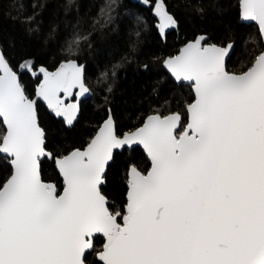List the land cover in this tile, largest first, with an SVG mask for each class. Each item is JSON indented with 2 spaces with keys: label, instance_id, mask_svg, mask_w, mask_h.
<instances>
[{
  "label": "snow or ice",
  "instance_id": "1",
  "mask_svg": "<svg viewBox=\"0 0 264 264\" xmlns=\"http://www.w3.org/2000/svg\"><path fill=\"white\" fill-rule=\"evenodd\" d=\"M240 9L264 38V0H240ZM155 11L161 34L177 25L162 3ZM205 39L164 62L194 89L186 124L178 111L157 112L120 137L110 114L86 147L59 157L46 151L38 101L71 125L78 106L65 99L90 91L83 66L41 67L31 99L0 50V155L11 165L0 183V264H89L93 252L96 264H264V50L233 73L226 66L233 45ZM19 67L34 71L28 60ZM133 145L143 147L151 168H129L126 204L115 210L102 186L114 150ZM42 158L55 160L62 192L42 179Z\"/></svg>",
  "mask_w": 264,
  "mask_h": 264
},
{
  "label": "trees",
  "instance_id": "2",
  "mask_svg": "<svg viewBox=\"0 0 264 264\" xmlns=\"http://www.w3.org/2000/svg\"><path fill=\"white\" fill-rule=\"evenodd\" d=\"M161 2L177 21L163 38L152 8L130 0H0V45L17 71L31 99L43 75L41 67L57 70L69 60L84 66L90 91L79 102L72 125L38 102L40 126L46 133V150L53 157L87 146L111 114L119 136L142 126L157 112L185 111L194 102L191 84L178 85L163 63L198 37L204 43L234 49L228 61L230 72L241 73L251 66L255 55L264 50L260 30L254 23L241 21L240 0H149ZM82 39L77 47L75 37ZM31 61L34 71H21L19 65ZM6 132L0 120V136ZM102 186L110 206L122 210L126 204L128 170L135 165L147 173L151 161L139 147L115 152ZM42 179L63 190L55 160L41 162ZM11 174L8 159L0 155V183ZM96 251L104 238L97 235ZM96 264L95 252L88 256Z\"/></svg>",
  "mask_w": 264,
  "mask_h": 264
},
{
  "label": "water",
  "instance_id": "3",
  "mask_svg": "<svg viewBox=\"0 0 264 264\" xmlns=\"http://www.w3.org/2000/svg\"><path fill=\"white\" fill-rule=\"evenodd\" d=\"M133 4H138V5H140V6H142V7H144V8H147V9H149L150 7H151V3H150V1L148 0V2L147 3H145V0H130ZM156 6H155V9L153 10V13H154V15L156 14ZM167 10V9H166ZM167 12H168V10H167ZM169 13V12H168ZM240 13H241V9H240ZM170 14V13H169ZM171 15V14H170ZM241 21L243 22V23H246V24H251V23H254L255 25H257V27L259 28V24H258V22H256V21H252V20H244L243 18H242V16H241ZM161 20H160V28H161ZM177 26V25H176ZM176 26L175 27H168V28H165L164 29V32H163V34H161V30H160V34H161V36L164 38L165 37V34L166 33H168V32H170L172 29H174V28H176ZM201 37V36H200ZM199 38V37H198ZM197 38V39H198ZM262 40H263V44H264V38H262ZM191 42H193V41H191ZM203 43H204V41H203ZM188 44V43H187ZM233 45V44H232ZM185 47V45L182 47V48H184ZM181 48V49H182ZM180 49V50H181ZM233 49H234V45H233ZM0 50H2V48H1V45H0ZM180 52V51H179ZM232 52H233V50H230V52H229V57L228 58H226V66H227V64H228V61H229V59H230V57H231V54H232ZM179 54V53H178ZM168 59V58H167ZM166 59V60H167ZM165 60V61H166ZM164 61V62H165ZM64 64V63H63ZM163 67H164V69L168 72V74L172 77V79L178 84V85H180V84H182V83H187V84H190L189 82H177L176 80H175V78L172 76V74L169 72V70L165 67V63H163ZM83 68H84V66H83ZM59 69V68H58ZM57 69V70H58ZM57 70H55V71H57ZM55 71H51V72H55ZM42 74V73H41ZM43 75V74H42ZM194 90V89H193ZM63 94V93H62ZM61 94V95H62ZM84 97V96H83ZM34 99H37V97H35ZM82 99V98H81ZM80 99V100H81ZM80 100L78 101V111H77V113H76V118H77V116H78V113H79V102H80ZM38 102H41L47 109H49L52 113H54L55 114V112L52 110V109H50V108H48V106L46 105V103H44L43 101H38ZM56 115V114H55ZM58 117H60V116H58ZM76 118H75V120H76ZM109 118V117H108ZM108 118L106 119V120H108ZM111 118H112V120H113V122H114V126H115V129H116V124H115V121H114V119H113V117H112V115H111ZM147 119V118H146ZM74 120V121H75ZM105 120V121H106ZM73 121V122H74ZM104 121V122H105ZM104 122H103V124H104ZM145 122V121H144ZM73 124V123H72ZM71 124V125H72ZM103 124L101 125V126H103ZM143 125V124H142ZM100 126V127H101ZM4 127H5V129H6V126L4 125ZM140 127H142V126H140ZM100 129V128H99ZM99 129H98V131H99ZM97 131V132H98ZM135 131V130H134ZM134 131H131V132H134ZM116 132H117V130H116ZM127 133H130V132H127ZM127 133H125V134H127ZM46 134V133H45ZM97 134V133H96ZM118 134V133H117ZM124 134V135H125ZM123 135V136H124ZM123 136H120V137H123ZM95 137V136H94ZM135 147H139V148H141V150L146 154V156H147V153H146V151L143 149V147L141 146V145H133L132 147H128V146H125L124 148H120V149H115L114 150V153L115 152H121V151H123L125 148H127V149H133V148H135ZM47 151V150H46ZM148 157V156H147ZM45 158H42V160H44ZM49 159V158H48ZM49 160H52V159H49ZM55 167H56V169L58 170V168H57V166H56V163H55ZM41 170H42V167H41ZM59 172V171H58ZM42 175V174H41ZM99 235V234H98Z\"/></svg>",
  "mask_w": 264,
  "mask_h": 264
},
{
  "label": "rangeland",
  "instance_id": "4",
  "mask_svg": "<svg viewBox=\"0 0 264 264\" xmlns=\"http://www.w3.org/2000/svg\"><path fill=\"white\" fill-rule=\"evenodd\" d=\"M203 43V42H202ZM78 90H73V95L72 96H69V97H67L66 99H65V103L67 104V103H76L77 105H78V101L83 97V96H85L86 94H84L83 96H77V95H75V93L77 92ZM64 94H62V96H63ZM60 117H62L63 119H64V117L63 116H60ZM65 120V119H64Z\"/></svg>",
  "mask_w": 264,
  "mask_h": 264
},
{
  "label": "flooded vegetation",
  "instance_id": "5",
  "mask_svg": "<svg viewBox=\"0 0 264 264\" xmlns=\"http://www.w3.org/2000/svg\"><path fill=\"white\" fill-rule=\"evenodd\" d=\"M159 3H161V2H156V3H154L153 4V7H152V3H151V7L150 8H152V15L158 20V29H159V32H160V17L157 15V14H155L154 15V13H153V10L155 9V6H157V4H159ZM173 30V29H172ZM171 30V31H172ZM169 33V32H168Z\"/></svg>",
  "mask_w": 264,
  "mask_h": 264
}]
</instances>
